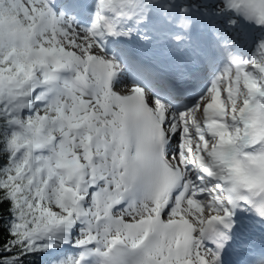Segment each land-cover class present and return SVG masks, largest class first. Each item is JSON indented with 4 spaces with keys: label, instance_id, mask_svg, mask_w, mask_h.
<instances>
[{
    "label": "trees",
    "instance_id": "1",
    "mask_svg": "<svg viewBox=\"0 0 264 264\" xmlns=\"http://www.w3.org/2000/svg\"><path fill=\"white\" fill-rule=\"evenodd\" d=\"M6 4L10 17L19 13L14 2ZM8 55L9 51L0 50V264H37L43 244L29 243V233L39 228L31 210L38 202L50 203L41 198L38 188L31 186L30 177L20 176L22 162L10 159L21 139L9 133L1 79L3 69L13 67L15 73L22 74V67L7 60Z\"/></svg>",
    "mask_w": 264,
    "mask_h": 264
},
{
    "label": "bare ground",
    "instance_id": "2",
    "mask_svg": "<svg viewBox=\"0 0 264 264\" xmlns=\"http://www.w3.org/2000/svg\"><path fill=\"white\" fill-rule=\"evenodd\" d=\"M165 2H167V0H164ZM125 5L127 7H129L131 10L134 11H138V12H146V13H155L156 15L159 16V12L161 13V4L163 3V0H124ZM208 3V5H206ZM234 3V1H233ZM202 4V3H201ZM203 4L205 6H208L207 8H210L209 11H211L207 14H209V16H214V15H219L220 17H225L227 18V14L228 13H224V10L221 7H218V4H221V0H203ZM203 5V6H204ZM198 8L201 9V6H199ZM227 12H231L233 18H228L227 23L224 24H217L218 27L221 28L222 32H227L229 39L231 40V45L238 48L241 47L242 43L245 42V40L247 41L248 44H252L253 42L256 41L257 39V33L256 31L253 32V34L250 36V38H247L245 36H242L239 31L237 30L236 25H234L235 22V18H237L240 15V6H236L234 4H231L230 6H225L224 7ZM202 10V9H201ZM154 14V15H155ZM178 15H180V13H178ZM180 20V19H178ZM212 21H210L208 27L212 28L213 26L215 27V21H213V18L211 19ZM185 22V21H184ZM182 22V24L184 23ZM197 20L194 18H187V22L184 23L185 26H188L192 29H194V27L196 26L197 30V24H196ZM60 25H61V30L62 33L57 34V42L58 44V52L60 54H65V55H77L79 53H82L83 51H86L87 49L90 50L91 54L94 53H100L102 56V51L100 49L99 43H97V41L94 39L93 35L86 31L85 29H83L80 26L75 25L73 22H62L60 21ZM181 25V24H179ZM260 39V38H259ZM259 43V41L257 42ZM119 63H116L115 66L119 67ZM249 72H253V71H257L256 68H252L249 67L248 68ZM53 71L49 70V74H53ZM247 77V76H246ZM245 77V79H246ZM124 81H129L128 76L126 77V75L123 77V79L121 81L118 82L119 87L124 86L125 82ZM217 83L219 84V81L217 80ZM133 85H135V83H131ZM238 87H240V91L238 92V94L234 95V98H242L244 99L245 95L243 93L244 88L246 89L248 87V83L245 81V83L241 82V80H238L235 83ZM256 85V83H255ZM219 90L221 91V99L223 96V92L221 90V85H217ZM242 87V88H241ZM135 87H129L128 89H132ZM127 90V88H126ZM224 101V100H223ZM156 106L159 105V102L155 101ZM167 109L169 111V119H168V124H169V129H170V133L171 135H173V137L175 138V136L179 133V131L181 130V126L177 123L176 121V115H177V109H173L170 106H167ZM188 115H190L191 117H193L194 122H192V126L189 125L188 129H183L182 132L185 136V146H186V154L184 157H181L179 155H176V160L181 163L182 161L185 162V165L187 166V168L190 170L194 164V162L191 160L192 158V151L193 149L199 148L201 150H205L206 148H208V146L210 145V135L202 130V127L200 125V122L198 120V113H197V108L195 105H192L191 107L188 108ZM181 117V116H180ZM228 117L230 118L229 124L231 126V131L232 134L236 133L235 130V117L233 114V110H230V114L228 115ZM75 119V117L73 118ZM203 136H201V135ZM201 137H204V143H201L200 139ZM72 136L71 135H65L64 138H60V139H64L65 141V146L66 149H64V152H66V156H68L67 159L72 160L74 159L76 156L79 157L80 160H85V154L81 153L82 147L80 148H73V142L69 139H71ZM57 167H54V169H56ZM209 195V194H208ZM194 202L190 205V211L192 213H194V217H200L201 216V212L203 211L204 207H200L201 204H203V196L202 194H194L192 195ZM210 198V196H208ZM74 241L76 240V238L73 239ZM60 245H63V243H61Z\"/></svg>",
    "mask_w": 264,
    "mask_h": 264
},
{
    "label": "rangeland",
    "instance_id": "3",
    "mask_svg": "<svg viewBox=\"0 0 264 264\" xmlns=\"http://www.w3.org/2000/svg\"><path fill=\"white\" fill-rule=\"evenodd\" d=\"M20 1L23 4L22 5L23 13L26 16H28L29 18H34V15H37V16L39 15L40 18H41V21L50 18V16L47 15L46 12L44 11L46 9L41 7L40 4L36 0H20ZM217 6L219 7V5H217ZM215 18H217V17H215ZM1 25L2 26H1V29H0V39L3 38L2 37L3 34L8 33L9 36L12 37L15 40V42L23 43L24 45H30V46L32 45L31 47H32L33 53H35V51H37L38 53L46 52V56H49L50 55L49 53H52L56 49V47H58L59 43L57 42L56 34L59 33L58 32L59 31V27H55L52 24H46L44 26V30L42 32H39L36 36H33L31 38L24 37L25 34L23 32L11 33L8 30V28H7L9 26L7 25V22H6L5 18H2ZM33 43H37L36 46ZM38 47H40V49H38ZM249 47L253 48L256 53H258L260 51L259 48L255 47L254 45H251ZM246 48H248V47H246ZM46 49H48V50H46ZM86 52H87V50H86ZM248 53L250 54V51H248ZM260 58H261V56H260ZM40 69H38L35 72V75L33 77L34 82L37 84L35 86V90H38L39 87H43L45 85L46 81H47V78H45L43 81L38 82V79H39V77L41 75V73L39 72ZM7 79H8V82L6 84V87H7L8 91L13 92V90H17V89L21 88V86H19L14 81L12 76L10 78H7ZM237 79H238V77H237ZM243 80H245V79L243 78ZM28 96H30V99L32 100L29 103L30 104V109L34 110L35 108H37V104H36L37 99L38 98L42 99V98L38 97V96H37L38 97L37 98V97H35L32 94L28 95ZM15 100H16V97L13 96V98L11 100L12 103ZM233 108H234V111H235V109H236L235 106H233ZM32 114L34 115L35 118H37V119H39V120H41V121H43V122H45L47 124L48 109H45V110L38 109V110H36V113H32ZM199 119H200V116H199ZM188 121H190V122L192 121L191 117L188 118ZM33 124H34L33 122L30 123L31 126ZM59 134H60V132H59ZM180 139L182 140V137H180ZM62 148L63 147H60L59 149L57 148V151L59 152V154L62 153V151H61ZM61 156H62V158H64V155H61ZM63 165L67 166L68 164H66V162H65V163H63ZM67 167H69V166H67ZM69 168H71V167H69ZM79 171H80V169L78 168L76 170V172H79ZM194 172H195V170L192 169L191 173L194 174ZM65 180H66L65 178L61 179V186H63V187L66 185ZM39 181L43 182V187H44L43 191H44L46 197L49 198L50 194L54 193L57 190L55 188H48L47 187L48 183H47V179L46 178H44V179L39 178ZM198 186H200V184ZM201 187H203L202 183H201ZM216 194H217V192H216ZM61 199H62V196L57 194L56 195V200H57V202L59 201V203L62 204ZM32 214H33V216H35L38 219H44V220L48 221V223H51L50 226H52L53 222L57 221V219H58V217L56 216V214L53 211H51L49 209H46L44 207V205H42V204H38L37 206H35L33 208ZM63 223H65V221H62V224ZM61 230L62 229L59 230V233L61 232ZM64 233H65V230H64ZM58 237L59 236H57L56 238H58Z\"/></svg>",
    "mask_w": 264,
    "mask_h": 264
},
{
    "label": "snow or ice",
    "instance_id": "4",
    "mask_svg": "<svg viewBox=\"0 0 264 264\" xmlns=\"http://www.w3.org/2000/svg\"><path fill=\"white\" fill-rule=\"evenodd\" d=\"M261 47H264V45H261ZM136 91H137V93H139L141 90L137 89ZM247 104H248V102L245 101V106L246 107H247ZM242 111H243V109H242ZM130 112H132V113L135 112V107L134 106H132L130 108ZM65 135H67V133H65ZM225 135H226L225 133H220L221 143L224 142ZM227 135H228V138H229V142H231L232 141L231 134L228 133ZM61 155H64V153L62 152ZM87 158L91 159L90 155L87 156ZM67 166L72 167L74 171L76 169H78V168L83 167L81 164H79V157L78 156H76L73 160L69 161ZM236 171L239 172L240 169L237 167ZM69 178H71V173L69 175ZM154 211L157 212V217H159L158 208L155 209ZM224 211H225V215H223V216H221V215L212 216L207 221V223H208V225H212L214 223L223 224L224 228L226 230H229L228 235H225L224 233H220V236L223 237V242L216 246L215 251L209 249L208 252H206L204 255L197 254V262H196V264H222L221 254H222V251L225 249L228 241H230V239H231L230 232H231V229L233 227V222H232L233 212L229 211L228 209H225ZM255 211L258 213V215L260 217L264 218V206H260V207L256 208ZM152 222L153 221H152L151 218H149L148 221H147V223L149 225ZM142 223H144V222H142ZM185 223H187V222L185 221ZM10 235H11V233H10ZM146 239H147V232L139 240H135L134 239L132 241V247L133 248L139 247V245L143 244ZM122 242L123 241L121 240V238L119 236H117V237L113 238V240L111 242L112 243V247H115L117 244L122 243ZM209 253H211V258H209ZM187 264H194V262L188 261Z\"/></svg>",
    "mask_w": 264,
    "mask_h": 264
}]
</instances>
